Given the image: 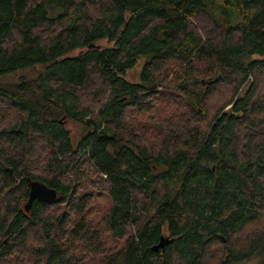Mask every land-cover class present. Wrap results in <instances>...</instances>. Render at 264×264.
Returning <instances> with one entry per match:
<instances>
[{"label": "trees", "instance_id": "obj_1", "mask_svg": "<svg viewBox=\"0 0 264 264\" xmlns=\"http://www.w3.org/2000/svg\"><path fill=\"white\" fill-rule=\"evenodd\" d=\"M30 180L59 201L26 210ZM254 257L264 264V0H0V264Z\"/></svg>", "mask_w": 264, "mask_h": 264}, {"label": "rangeland", "instance_id": "obj_2", "mask_svg": "<svg viewBox=\"0 0 264 264\" xmlns=\"http://www.w3.org/2000/svg\"><path fill=\"white\" fill-rule=\"evenodd\" d=\"M221 2V0H218ZM102 44H105V41L101 42ZM79 52V50H75L71 53H69V55L73 56V55H76L77 53ZM141 67H142V61H140L136 66H134L132 69H130L125 77L127 80L131 81V82H138L140 77V71H141ZM251 82V81H250ZM249 82V83H250ZM249 83H247L246 85H244L242 87V89L240 90V94L243 95L244 92H246L247 90V87L249 85ZM86 99V98H85ZM96 98H92V99H87V103L89 102V104H91L92 107H94L95 105V102H96ZM164 105H162L163 107ZM231 105H227L225 109H228L230 108ZM139 118V122H145L147 121L146 119V115H141V116H138ZM134 119V118H133ZM64 124L66 125V127L74 134V135H77L79 132H80V126L77 125L75 122L71 121L70 119L68 118H65L64 119ZM134 121V120H133ZM99 188L97 187H93V186H84L83 190L81 192L89 195V198H90V201L93 202V203H97V206L98 207H103V208H107V206L109 207L110 206V198H108V196L106 195V193H103V192H99L98 191ZM27 203V202H26ZM25 203V204H26ZM63 208L60 207V210H62ZM165 236L169 237V233L167 231H165ZM108 243L109 244H113V245H117L119 242H116L114 240H108ZM119 245V244H118ZM84 264H90L89 262L88 263H84ZM236 264H259V260L258 258H252V259H249V260H245V261H242L240 263H236Z\"/></svg>", "mask_w": 264, "mask_h": 264}, {"label": "water", "instance_id": "obj_3", "mask_svg": "<svg viewBox=\"0 0 264 264\" xmlns=\"http://www.w3.org/2000/svg\"><path fill=\"white\" fill-rule=\"evenodd\" d=\"M41 200L47 203H55L59 201L58 191L40 180H30L29 199L26 204V210H29L34 200ZM173 241L172 238L162 236L159 243L152 247L153 250L158 251L164 249L166 245Z\"/></svg>", "mask_w": 264, "mask_h": 264}]
</instances>
